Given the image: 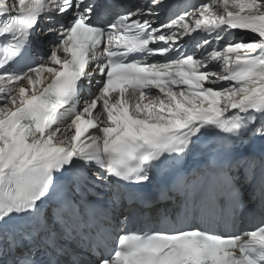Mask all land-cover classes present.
Instances as JSON below:
<instances>
[{
  "label": "snow or ice",
  "instance_id": "obj_1",
  "mask_svg": "<svg viewBox=\"0 0 264 264\" xmlns=\"http://www.w3.org/2000/svg\"><path fill=\"white\" fill-rule=\"evenodd\" d=\"M0 264H264V0H0Z\"/></svg>",
  "mask_w": 264,
  "mask_h": 264
}]
</instances>
